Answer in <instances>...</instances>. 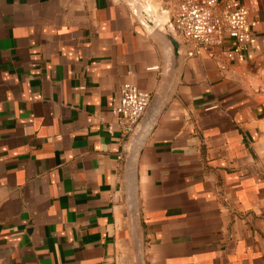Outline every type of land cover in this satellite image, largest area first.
<instances>
[{"label":"crops","instance_id":"crops-1","mask_svg":"<svg viewBox=\"0 0 264 264\" xmlns=\"http://www.w3.org/2000/svg\"><path fill=\"white\" fill-rule=\"evenodd\" d=\"M142 1L0 0V264H264V0L242 60Z\"/></svg>","mask_w":264,"mask_h":264},{"label":"built area","instance_id":"built-area-1","mask_svg":"<svg viewBox=\"0 0 264 264\" xmlns=\"http://www.w3.org/2000/svg\"><path fill=\"white\" fill-rule=\"evenodd\" d=\"M171 21L178 35L192 42L190 55L195 50L219 49L227 38L232 47L223 52L242 60L255 41L256 22L240 0H180ZM150 99L149 92L129 82L122 84L113 113L124 137L131 134Z\"/></svg>","mask_w":264,"mask_h":264},{"label":"water","instance_id":"water-1","mask_svg":"<svg viewBox=\"0 0 264 264\" xmlns=\"http://www.w3.org/2000/svg\"><path fill=\"white\" fill-rule=\"evenodd\" d=\"M128 1L135 6V10H137L138 13H140L141 15H143V18L145 20H149V14H148V12L145 11V9H144V3H143L142 0H128ZM162 25L166 28V30L169 32V34L171 35L172 38H175L176 39L177 37H179L178 33L175 31V29L173 27V24H172V21L171 20H167ZM150 102H151V99H150ZM150 102H149V104H150ZM149 104L147 105V107L145 108V110L148 108ZM141 118H140V120H141ZM140 120L135 125V127H134L133 131L131 132V134L129 135V137H135L138 134V132H139L138 125H139Z\"/></svg>","mask_w":264,"mask_h":264}]
</instances>
